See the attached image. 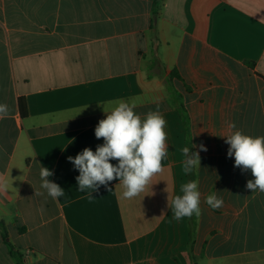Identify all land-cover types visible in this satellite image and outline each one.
<instances>
[{"label":"crops","instance_id":"crops-1","mask_svg":"<svg viewBox=\"0 0 264 264\" xmlns=\"http://www.w3.org/2000/svg\"><path fill=\"white\" fill-rule=\"evenodd\" d=\"M154 1L0 0V264H18L10 245L22 264H264V192L224 138L228 123L264 136V0H164L157 18ZM119 102L163 115V171L131 199L118 179L80 192L68 157L103 144L95 127ZM185 146L200 156L187 175ZM190 180L201 214L175 220Z\"/></svg>","mask_w":264,"mask_h":264},{"label":"clouds","instance_id":"clouds-1","mask_svg":"<svg viewBox=\"0 0 264 264\" xmlns=\"http://www.w3.org/2000/svg\"><path fill=\"white\" fill-rule=\"evenodd\" d=\"M134 107L127 102H119L95 127V137L103 139V144L97 145L95 151L86 147L75 157H68L79 172L76 181L80 192L98 190L100 186H107L118 179L123 187V197L131 199L144 191L151 179L163 171L162 162L168 154L166 121L158 111H150L142 118ZM8 116V106L0 104V119ZM227 129L224 136L225 143L229 145L227 155L234 157L235 167L242 171L251 170L254 177L247 181L246 188L251 192H264V136L245 135L236 129L235 123H228ZM200 150L207 149L200 145ZM182 153L185 157L184 174L200 167L199 152H192L190 147L185 146ZM112 160L118 163L114 165L110 162ZM52 175V171L40 165L41 187L55 201L65 195V190L48 179ZM180 193L171 200L173 218L181 220L193 214L199 216V182L193 180L181 184ZM205 202L213 209L223 205L222 198L215 192L208 195Z\"/></svg>","mask_w":264,"mask_h":264},{"label":"trees","instance_id":"trees-1","mask_svg":"<svg viewBox=\"0 0 264 264\" xmlns=\"http://www.w3.org/2000/svg\"><path fill=\"white\" fill-rule=\"evenodd\" d=\"M163 1L164 0H155L154 1L153 15L156 18L159 16V11L161 10V8L163 6ZM19 107H20V112H21L22 117L26 118L28 116V111H27V106H26L24 99H20ZM180 111H181L182 117L184 118V120H186L187 117H186V112H185V108L183 105L180 106ZM0 230L2 231L4 238L7 240L8 234H7L5 226L2 223H0ZM192 243L193 242L190 243V247H191ZM10 252H11L12 257H14L16 259L18 264H22L21 255L18 252H16V250L14 249V247L12 245H10Z\"/></svg>","mask_w":264,"mask_h":264}]
</instances>
